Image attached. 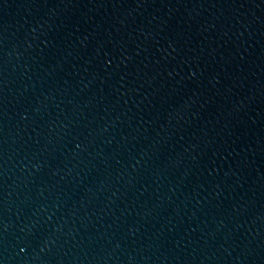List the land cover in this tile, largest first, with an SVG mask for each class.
<instances>
[{"label":"water","instance_id":"obj_1","mask_svg":"<svg viewBox=\"0 0 264 264\" xmlns=\"http://www.w3.org/2000/svg\"><path fill=\"white\" fill-rule=\"evenodd\" d=\"M0 264H264V0H0Z\"/></svg>","mask_w":264,"mask_h":264}]
</instances>
